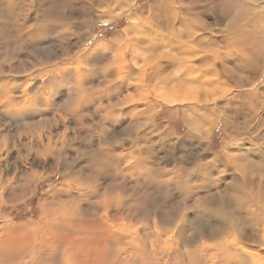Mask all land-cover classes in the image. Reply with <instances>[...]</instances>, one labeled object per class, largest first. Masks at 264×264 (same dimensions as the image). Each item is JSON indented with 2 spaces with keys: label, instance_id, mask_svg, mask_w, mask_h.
I'll use <instances>...</instances> for the list:
<instances>
[{
  "label": "rangeland",
  "instance_id": "obj_1",
  "mask_svg": "<svg viewBox=\"0 0 264 264\" xmlns=\"http://www.w3.org/2000/svg\"><path fill=\"white\" fill-rule=\"evenodd\" d=\"M180 2L190 11L173 34L210 40L204 49L194 41L206 52L191 57L209 61L188 64L189 78L167 66L180 55L152 40L167 34L156 7H173L171 0H0V239L10 226L41 222L53 202H63V216L79 215L78 224L97 222L93 214L109 207L102 222L146 243L144 225L157 214L166 223L175 213L172 222L187 231L221 197L240 219L226 199L241 196L234 183L247 167L254 172L241 177L245 189L264 206V0ZM234 30L239 47L226 44ZM159 56L166 57L162 66ZM209 84L221 96L211 102ZM166 88L184 102L163 103L157 94ZM200 199L210 204L200 208ZM156 229L164 231L160 245H175L171 228ZM219 240H203L208 252ZM47 264H60L58 256Z\"/></svg>",
  "mask_w": 264,
  "mask_h": 264
},
{
  "label": "bare ground",
  "instance_id": "obj_2",
  "mask_svg": "<svg viewBox=\"0 0 264 264\" xmlns=\"http://www.w3.org/2000/svg\"><path fill=\"white\" fill-rule=\"evenodd\" d=\"M171 1L174 5L173 7H169L167 4H161L159 7H156L157 12L161 13L162 15V24L163 27L166 29L167 34H163L161 31L156 33V31L154 30L153 33H156V35H154V38H152V40L155 41L154 45L156 46L158 45L157 46L158 48L160 47L163 50H166V52L164 53L169 54V50H173L180 55L179 57L174 58L171 64L167 66H169L168 67L169 69L170 66L172 67L178 66L179 69L177 70L183 71L184 77L189 78V76L187 75L188 71H186L187 70L186 66H188V64L195 63L201 65L202 63L205 64L209 61L206 59V56L205 59L203 57L202 58L201 57L192 58V57L197 53L201 54L200 56H203L202 54H204L206 51L202 49L206 48L205 46H209L208 42L210 40L204 42L205 38L202 36H196L194 33L192 34L193 31L188 32L186 30H183L186 31L183 34L180 33V31H178V33L173 34L174 30L172 29L174 25L176 23L177 24L179 23L180 25L182 24V18L180 17V15L181 14L184 15V13L188 14L190 10L188 11L187 8H185L186 5L185 6L182 5L180 0H171ZM223 1L224 0H214V2L217 5H220ZM190 3H192V1H190ZM158 15L160 16V14ZM184 27H186V25L183 23L182 28L186 29ZM191 29L194 31H200V32L203 31V30L201 31L202 25H194V26L192 25ZM231 35L232 37L230 39L228 38L226 44H229L233 41L234 47H239L240 32H235L234 30L231 33ZM181 39H184V41H181ZM244 39L246 43H249L247 36ZM194 41L201 43V47L203 48L199 50L193 48L192 45H194ZM222 42H225V38L222 40ZM243 58H247V62L253 65V61H254L253 57L243 56ZM162 59L166 60V57L159 56L158 58L155 59L158 60L157 64L159 66H162L167 62ZM236 59L240 60V56ZM155 60L151 59L149 61H146V66L150 65V67L151 66L153 67L155 63L153 64L152 61ZM214 60L215 58L211 59V62H214ZM155 67L157 68V66ZM164 69L165 68L163 67L161 71H164ZM118 72L120 73V71ZM222 72L224 73V71ZM139 75H137V77H139ZM155 75H158V72ZM111 76L112 75H110V77ZM144 77L147 76L144 75ZM180 77L182 76L180 75ZM142 78L143 77H141V79ZM117 79L119 80V78ZM136 81L138 82L137 79ZM115 86L117 88L120 87L121 85H115ZM206 88L207 90L205 92L206 93L205 96L210 99L209 100L210 102L221 97L217 94L218 88L216 86L211 85ZM117 89L119 90L120 88ZM170 93H171L170 90H167L166 88L163 91H160L157 94V96L158 95L161 96L162 100L164 101L163 103L167 105L170 104L177 105L184 102V101L178 102L179 96L174 95L177 96L175 98ZM184 93L185 91L181 92V94ZM0 98H2V96ZM193 101L196 100L194 99ZM184 104H189V103L185 102ZM14 114L16 116H19L20 112L14 111ZM255 128L258 129V127ZM262 137H264L263 133H262ZM260 149H262V147H260ZM252 172H254V170L253 169L251 170L250 167H247L242 170L240 176L245 177L247 175H251ZM241 177H240V181H241L240 183L239 182L234 183L237 186V189L239 191L241 190L240 191L241 196L238 194L235 197V199H231V196L230 198L226 199L228 205L231 204L238 208L235 209V211H238L240 208V219H233L229 216L230 213L226 210V208H223V206L225 207V201L222 200L223 197L218 198L219 201L214 199L215 201L213 205H209L210 203L208 204L207 200L200 199L197 202L196 201L195 202L201 206L200 208L206 207L208 205H209L208 207H211L207 211L208 214H211V217L213 216L215 217L214 218V222L216 221L215 223L210 222L211 224H206L207 223L206 221L208 219L206 218V216L208 214L199 215L200 220L197 222H193L186 231L184 229V223L172 222L176 216L175 213L171 214V217L168 218V221L164 220L166 223H163V217L161 216V214H157V216L153 217L151 223L147 222L144 225V228L147 226V230H148L147 237L150 239L149 243H146L147 238H142L138 235H135V237H133V239H131L130 241L126 240V237L123 236V234L122 235L119 234L120 233L119 227L117 230H115L118 225L113 224L112 221L107 222L108 221L107 219H105L107 221L102 222L101 219L106 215V211L109 209V207L107 210L103 209L102 213L100 212V215L99 213H96L97 211L93 214L95 217L94 219L97 222L92 223L93 222L92 221L91 223H89L87 221L88 223L84 222V223H80L81 224L80 225L77 223V220L79 219L77 220L75 219L77 217L80 218L79 215L76 216L74 213V215L76 216L75 218L72 217L73 215L71 217L63 216L62 214V212L64 211L63 202H60L58 204H54L53 202V206L52 205L50 207L48 206L49 208L44 210V214L47 216L41 222L32 224L31 226L13 225L7 228L8 233L0 239V264L2 263L3 264H39V262H43L47 264V262L49 263V260L54 255L58 256L60 264H264V206H259V207L257 206V204L261 203L263 200L262 198L260 199L258 198L260 196H254L252 198L251 191L247 192L245 189L244 184H246V186L248 187V184L246 183L247 179L244 178L245 180L244 179L242 180ZM15 181L16 180L14 179V182ZM22 182L23 184L27 183V181L25 180ZM23 184L22 186L26 188L27 185H23ZM0 187H2L1 184ZM4 190H2V193L4 192ZM226 196L227 195H225V197ZM105 204L110 205L108 204V202H105ZM104 207L107 206L104 205ZM115 207L118 209V206ZM56 209L59 210L58 213ZM204 217L206 218V220ZM116 219H118V217ZM119 220L121 221V219ZM161 223H163V225H166V227L171 228V231L174 234L173 238L170 239L173 240V243L171 245L173 244L175 245L168 246L166 249H165V243L164 245H160L159 243V240L161 239V236L164 231L163 232L160 231L159 234V232L156 229L158 227L159 229L160 227L162 229L166 228L163 227ZM243 229H250V230L248 233H245L247 230L243 231ZM42 234H44L46 237L42 236ZM153 234L157 236H154ZM230 235H236V236L238 235L237 236L238 238L240 236V241L238 239L234 240L233 237L232 238L233 241L229 242V240H227V237H229ZM218 236L220 238L219 241H221L219 242V244H216L218 245V247L215 246L214 248H211V251L208 252L209 249L207 246L208 244H205L203 240L206 239L210 240L215 237L218 238ZM167 237L168 236H165V238ZM159 252L163 258L156 255ZM122 254H124V256Z\"/></svg>",
  "mask_w": 264,
  "mask_h": 264
}]
</instances>
